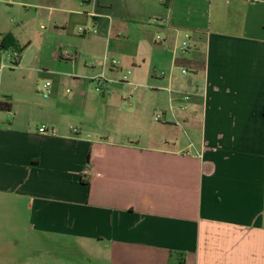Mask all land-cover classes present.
Instances as JSON below:
<instances>
[{"label": "crops", "instance_id": "0c3cea01", "mask_svg": "<svg viewBox=\"0 0 264 264\" xmlns=\"http://www.w3.org/2000/svg\"><path fill=\"white\" fill-rule=\"evenodd\" d=\"M80 3L99 27L89 52L104 44V32L108 41L97 55L114 59L112 37L124 39L131 24L163 31L172 42L183 33L194 50L175 63L188 74L150 84L164 114L152 134L163 146L151 145L141 129H91L90 114L102 104L86 80L97 89L101 74L121 67L79 74L72 56L55 52L62 66L45 105L35 91L17 99L6 91L14 103L0 114V254L8 259L10 250L9 264H24L10 258L19 241L32 240L40 256L43 245L45 254L67 252V264H264V0ZM56 10L80 13L67 5ZM8 33L1 29L0 38ZM67 83L75 91L67 93ZM96 92L114 102L112 87ZM106 108L105 119L115 113L113 104ZM176 118L201 130L200 145L182 146L167 130Z\"/></svg>", "mask_w": 264, "mask_h": 264}, {"label": "rangeland", "instance_id": "374dc122", "mask_svg": "<svg viewBox=\"0 0 264 264\" xmlns=\"http://www.w3.org/2000/svg\"><path fill=\"white\" fill-rule=\"evenodd\" d=\"M80 4V0H0V31L2 29L13 32L23 48L18 64H15L16 51L0 52V65L3 63L6 66L0 72V101L2 103L9 102L13 107V98L6 96V91H12L17 99L24 95L23 92L30 90L32 92L35 91V94L41 97V106L45 105V99L42 95L43 92H46L45 84L50 82L52 85L53 76L61 71L60 67L62 66L55 61L57 60L55 59V52L62 53L64 56H72L78 66L79 74H87V72L92 71L97 74L100 69L102 70L104 64L108 66L104 68H110L111 60H115L118 63L116 68L119 70L121 67L122 70L117 71L118 73L114 76H105L109 81L110 88L112 87V91L116 94L114 102L110 98L104 99L102 95L96 92L95 82L83 80L88 85H91V93L99 98L98 103L102 104L100 110L97 109L95 113L90 114L91 117L89 116L94 122L91 129L95 130L96 133L103 131V127L114 132L122 128L121 132L123 133L124 131L135 133L141 129L149 134L151 140H145L151 145L163 146L159 139L154 140L152 134V132L156 133V131L161 130L162 122L156 121L155 118L164 114L160 111L159 106H156L159 104L160 96L153 92L150 84H154L156 79L168 80L171 75H184L183 71H187L186 68L180 63L176 65L175 62L176 60L182 61L184 59L183 51L188 53L190 49L194 50L190 39H186L182 33L180 39L172 42L166 38V34L163 31H158V34H154L149 27L147 30L150 32L148 33L141 26L138 28L135 24H131L134 29L129 34L122 32L123 36H125L124 39H119L116 36L117 32L112 37L117 46L118 55L114 56V59L111 57L107 59L105 56L100 57L97 55L98 50L99 54L104 50L108 36L101 32L98 36L101 37L100 41L104 42V44L96 45V50L89 52L93 43L91 37L97 36L99 27H92L93 17L86 16V13H91L92 9ZM64 5L75 7L76 11L80 13H74L71 18L66 14L59 13L56 8H63ZM41 6H45V8ZM53 7L55 8L53 9ZM98 20L101 22V27L108 23L106 19ZM80 29L87 32L95 31L96 34H80ZM159 39H162L163 42H159ZM185 42L187 43V48L183 50ZM133 62L135 64L131 66ZM62 64L64 65L66 62L63 61ZM32 69L33 71H31ZM124 77L128 78L130 86L122 83ZM60 78L65 77L62 76ZM136 78H139L141 85L134 84ZM66 88L75 91L74 86L69 83H67ZM51 90L52 88H50V92ZM117 91H120V93H117ZM93 102L96 107L95 97ZM112 104L115 107V113H108L105 119L106 110L104 108L106 106L109 109ZM118 111L121 113H118ZM7 113L0 111L3 117ZM138 114L142 117L143 125L141 127ZM75 116L74 123L80 124L82 116L78 114H75ZM176 121L178 123L174 125L176 128L168 127L167 130L173 136L179 134L181 145L187 146L191 142L196 146L200 145L201 130L187 125L180 118L178 120L176 118ZM121 138L118 137L117 139ZM194 144L192 145L195 147ZM18 243V246L15 247L14 255L10 258L14 260V263L17 258L20 261L23 259L20 263L24 264L33 259L70 263L71 258L67 252L45 254L44 252L46 251L44 250L49 247L43 245L40 256L36 252L37 249L32 248V240L28 242L22 240ZM26 243L31 244V246H26ZM48 244H55V242H48ZM62 246L64 247V245ZM9 254L10 250L8 259L5 253L0 254V264H9Z\"/></svg>", "mask_w": 264, "mask_h": 264}, {"label": "built area", "instance_id": "2783aa9c", "mask_svg": "<svg viewBox=\"0 0 264 264\" xmlns=\"http://www.w3.org/2000/svg\"><path fill=\"white\" fill-rule=\"evenodd\" d=\"M156 23H164V24H166L167 22H166V20H163V21H156ZM79 33H81V34H84V35H86V34H89V32H87V31H85V30H82V29H80L79 30ZM90 34H96V32L95 31H90ZM189 37L188 36H186V39H188ZM162 39H159V42H161L162 43ZM1 42H2V38H0V44H1ZM187 48V43L185 42L184 43V46H183V50L184 49H186ZM182 50V51H183ZM185 52V51H184ZM17 57L18 56H16V59H17ZM16 59H15V62H16ZM107 59H108V57H107ZM75 60V59H74ZM73 60V61H74ZM73 63H75V62H73ZM118 65V63L115 61V60H111V65L109 66V67H116ZM104 67H108L106 64H104ZM183 74L185 75V74H187V71H183ZM122 83H125V84H128V78L127 77H124L123 78V80H122ZM96 86H97V90H99V91H102V90H104L105 88H108L109 87V81H108V79L105 77V75L104 74H102L101 76H99L97 79H96ZM50 88H51V83L50 82H47L46 84H45V89H46V92H43L42 93V95H43V97L44 98H46V99H48V98H50V95H51V92H50ZM66 92L67 93H71L72 92V89H67L66 90ZM189 101V96H185L184 98H183V102L184 103H186V102H188ZM182 108H186V107H182ZM181 108V109H182ZM155 120L156 121H158V122H163L164 121V116H157L156 118H155ZM42 133L43 132H45V129L44 128H42L41 130H40Z\"/></svg>", "mask_w": 264, "mask_h": 264}, {"label": "trees", "instance_id": "16d2710c", "mask_svg": "<svg viewBox=\"0 0 264 264\" xmlns=\"http://www.w3.org/2000/svg\"><path fill=\"white\" fill-rule=\"evenodd\" d=\"M170 0H166V4L168 5ZM4 51H16L17 52V59L15 64H18L20 60V56L23 53V48L20 46L18 40L14 37L13 34L8 33L3 36L2 42L0 44V52ZM12 110V104L9 102L2 103L0 101V111L3 112H10Z\"/></svg>", "mask_w": 264, "mask_h": 264}]
</instances>
